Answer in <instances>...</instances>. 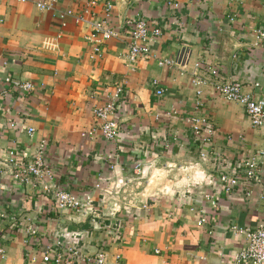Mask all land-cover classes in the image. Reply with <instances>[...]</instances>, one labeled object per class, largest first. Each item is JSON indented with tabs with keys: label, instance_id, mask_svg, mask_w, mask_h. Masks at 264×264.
<instances>
[{
	"label": "crops",
	"instance_id": "0c3cea01",
	"mask_svg": "<svg viewBox=\"0 0 264 264\" xmlns=\"http://www.w3.org/2000/svg\"><path fill=\"white\" fill-rule=\"evenodd\" d=\"M34 1H0V156L14 149L26 162L36 143L46 141L53 172L46 183L79 196L85 207L59 211L40 184H14L5 169L0 237L6 257L0 264H43L41 255L52 254L56 241L76 246L83 257L102 249L106 264H234L244 237L229 228L264 225V126L253 128L243 108L212 86L239 81L242 92L264 100V45L255 43L264 0H174L177 7L166 0H100L90 19L102 20L103 2L111 3L106 26L117 37L97 44L88 24L57 18L66 9L82 13L86 0H57L51 12L39 11ZM137 16L161 35L147 42L149 57L131 62L125 22ZM7 76L32 89L12 90ZM195 77L204 82L200 95ZM119 85L118 137L107 142L89 135L99 126L94 108ZM190 116L213 126L209 143L190 132ZM251 159L257 180L241 175L228 194L210 184L208 174H241V162ZM135 162L149 183L115 214L122 203L105 192L106 178L129 175ZM28 227L37 234H27Z\"/></svg>",
	"mask_w": 264,
	"mask_h": 264
},
{
	"label": "built area",
	"instance_id": "2783aa9c",
	"mask_svg": "<svg viewBox=\"0 0 264 264\" xmlns=\"http://www.w3.org/2000/svg\"><path fill=\"white\" fill-rule=\"evenodd\" d=\"M2 1V0H0ZM16 2H25L27 0H14ZM81 1V0H80ZM85 2V1H84ZM100 0H86L85 7L82 13H74L71 9L59 11L57 18L63 22L65 18H72L76 24H88L91 28L89 38L92 39L95 44L98 41L113 40L117 37L112 29L106 26V21L110 18L112 6L111 3L105 1L102 4L103 18L100 21H93L90 18L93 16L91 8L98 4ZM36 8L42 12H51L55 10L57 0H35ZM166 3L170 7H177L174 0H166ZM2 20H0V24ZM129 27V39L130 42L128 49V59L133 61L134 59L143 56L149 57L150 51L147 46V42L158 39L161 35L159 28L151 26L144 18L136 17L129 19L125 22ZM255 43L257 45H264V26L256 29L255 31ZM95 56H100V49L95 47L93 49ZM167 65H173V62L166 61ZM4 82L11 85L12 90L21 92L22 94H28L32 89V84L28 81H14L9 76L4 79ZM193 86L196 89V94L200 95V87L204 85V82L199 77H195L192 81ZM256 86V85H254ZM214 93L221 96L223 99L235 102L239 104L246 114L249 124L253 128H260L264 126V100L258 99L250 92H242V83L239 81L220 82L215 83L213 86ZM122 85L114 88L113 93L108 95V101L94 108L93 115L99 126L97 129H93L91 134L99 133L104 141L112 142L116 140L119 133V125L116 119V108L122 94ZM163 91L157 90V95H162ZM5 92H0V95ZM197 110V107L195 108ZM187 124L190 132L195 137H202L203 144L209 143L214 135V128L209 124L205 118L198 116H190L187 118ZM28 136L34 133L32 128L27 130ZM46 141L40 140L36 143L31 159L26 162H22L18 159V153L14 149H9L3 156H0V174L4 173V170H8L11 177V181L17 185L40 184V190L45 193H50L53 197L55 208L59 211L63 210H82L85 207V203L81 201L80 197L67 190L51 189L46 183V180H51L53 172L48 166L45 159ZM200 158L203 161L209 160V157L205 153L200 154ZM115 166H111L113 170ZM241 174L229 175L224 172H218L217 174H208L209 182L213 187H221L223 192L228 194L236 187L240 180L241 175L246 180H257V168L253 160L242 161L239 166ZM146 171L141 163L135 162L132 171L129 175L123 177H108L106 178L105 192L112 197L116 203H122L120 208L114 209L115 214L122 210H127L132 203V198L139 194V190L143 189L149 181L146 179ZM37 186V185H36ZM96 187H100L97 185ZM206 196V198L213 197ZM217 199H211V206L216 207ZM91 201L88 200V204ZM192 211V210H191ZM206 222L205 216L199 215L197 219L198 226H202ZM229 231L234 235H242L244 237L243 247L236 253L233 262L234 264H264V225H257L253 230L239 228L237 226H231ZM26 233L33 236L37 234V229L28 227ZM52 254L48 251L41 255V262L43 264H106V253L100 249L93 256L83 257L79 250L74 245L67 247H61L60 243L55 242V247ZM6 250L4 245V238L0 237V259H5Z\"/></svg>",
	"mask_w": 264,
	"mask_h": 264
}]
</instances>
